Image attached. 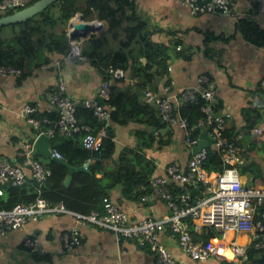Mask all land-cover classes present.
Instances as JSON below:
<instances>
[{
	"label": "crops",
	"instance_id": "0c3cea01",
	"mask_svg": "<svg viewBox=\"0 0 264 264\" xmlns=\"http://www.w3.org/2000/svg\"><path fill=\"white\" fill-rule=\"evenodd\" d=\"M134 1L135 17L144 24L141 35L145 34L155 42L176 41L179 44L177 49L184 50V54L169 62L168 74L163 79L155 77L149 88H157L156 93L161 94L162 86L170 79L174 83V92H177L181 88L194 87L198 76L206 74L213 82L216 99L222 106L219 112L230 115L228 126L235 128V144L238 143L237 146L245 155L244 164L239 166L242 182L250 186H264V48L245 38L242 32L243 20L264 29V15L257 11L256 0H237L235 12L229 16H192L187 8L172 0ZM85 21L93 22L96 33L85 37L81 44L82 52L89 49V40L93 35L106 34L109 26L96 17ZM133 24H130L131 27ZM122 34H126L123 29L119 30L117 39L106 34L107 44L101 53L117 51L120 43L125 41ZM140 47L138 42L129 48L133 50L134 58ZM81 57L63 60L57 71L53 66L54 61L63 57L54 55L47 65L38 68L31 64L25 68L21 77H0V158L14 164L24 160L23 143L37 138L40 131L28 124L21 109L25 105L36 107L37 112L30 115L33 117L39 112H47L51 107L48 94L56 89L60 79L65 82V93L70 99L79 103L88 99L101 101L99 87L103 76L89 64L87 58ZM139 60L144 62L143 58L139 57ZM118 85L125 98L137 91L136 86L129 85L128 81ZM140 101L145 103L143 98ZM251 109H256L261 115L253 129L247 126L244 118L249 110L248 117L252 120L256 112L251 113ZM107 125H112L114 129L115 160L125 149H143L138 133L140 130H148L147 127L131 122L125 125L113 124L109 118ZM171 127L176 130L170 145L160 149L155 145L153 149L143 150L146 157L155 162L156 173L153 176L164 175L169 165L179 166L184 171L188 168L192 152L185 144V131L178 126ZM258 128L262 129L261 133L252 132ZM97 177L101 178L102 175ZM109 195L110 201L119 205L133 220L148 216L159 219L169 213L165 202L161 200L144 201L141 198L137 203L126 201L121 185L113 188ZM75 227H79L80 243L68 251L64 247V235ZM28 235H36L43 252L32 253L24 246L23 239ZM226 239L246 247L252 243V236L246 233H227ZM162 241L173 253L177 264H237L235 261L220 262L216 258L194 262L182 253L176 241L168 234L163 235ZM0 264L157 263L156 255L149 246H142L136 240L118 241L112 231L92 223L76 226L75 217L71 213L57 212L38 221L28 222L22 230L0 236Z\"/></svg>",
	"mask_w": 264,
	"mask_h": 264
},
{
	"label": "built area",
	"instance_id": "2783aa9c",
	"mask_svg": "<svg viewBox=\"0 0 264 264\" xmlns=\"http://www.w3.org/2000/svg\"><path fill=\"white\" fill-rule=\"evenodd\" d=\"M37 0H0V16L9 11H18L26 8ZM188 9L192 16L198 15H233L237 0H172ZM257 11L264 15V0H256ZM73 29L67 26V36L70 50L67 56L54 61L53 66L59 70L63 60L82 56L81 44L85 37H73ZM264 48V47H263ZM109 79L103 80L99 87V98L101 101L108 100L111 95L113 82L128 81L129 85H136V78H130L122 68L109 67L106 69ZM23 71L13 66H0V77H21ZM174 83L170 81L161 88V94L154 93L150 89L143 91V101L156 107L157 117L161 123L168 126H178L185 131V144L190 149L191 156L187 170L179 166L169 165L165 168V174L153 176L150 180V192L142 197V200L164 201L169 211L162 218L156 219L148 216L144 219L133 220L131 216L121 209L119 205L112 202L104 204V214L93 211L84 216L68 211L62 203L49 205L41 196L42 188L51 176V170L35 158V139L25 141L22 145L24 160L20 164L7 162L0 158V196L4 193V187H21L34 181L38 197L34 202L19 204L10 211L0 210V236L4 237L9 232L22 230L28 222L38 221L42 217L53 213H71L75 217L76 226L92 223L98 227L112 231L118 241L122 239L136 240L142 246H149L156 255L157 264H177L173 253L162 241L165 234L171 236L177 243L179 249L191 261L205 262L216 258L220 262L235 261L237 264L249 260V250L253 249L259 253L264 252V186H250L242 182L239 166L245 162V155L235 144L224 137L225 124L230 115L215 112L212 108L217 102L215 86L206 74L198 76L194 87L178 89L174 92ZM66 86L60 79L55 91H50L49 113L56 111L58 120L50 123L47 117L37 119L31 114L37 112L36 107L25 105L21 114L28 124L39 130V134H46L51 142L56 131L70 135L79 131L85 132L81 143L91 152H98L103 140L106 138L105 129L102 128L97 134L92 133L89 126L80 125L76 117V108L79 104L84 109L92 111L98 122L105 123L109 118V109L94 99L79 103L64 96ZM200 100L206 102L201 107L205 118L199 120L189 128L187 119L180 116L178 108L182 104H198ZM49 126L43 130V125ZM199 129L205 133L213 143L210 147L203 148L193 154V148L198 146L200 138H193L192 131ZM158 130L154 131L158 135ZM257 134L262 129H254ZM38 134V135H39ZM200 136V135H199ZM237 140V139H235ZM217 152L224 165L221 173H215V181L211 175L202 169V163L207 158L208 149ZM52 157L63 159L61 154L52 147ZM202 183L207 196L190 204V196L182 194L177 199L173 198L170 185L177 187L184 185L196 186ZM179 202V203H178ZM190 217L195 231L203 227L216 230L221 237L212 239L206 245H200L193 241L185 221ZM246 233L252 236L250 247L238 245L227 241V233ZM81 234L79 227L73 228L64 235V247L70 251L80 243ZM24 246L30 252H43L36 235H28L23 239ZM229 256H228V254Z\"/></svg>",
	"mask_w": 264,
	"mask_h": 264
},
{
	"label": "trees",
	"instance_id": "16d2710c",
	"mask_svg": "<svg viewBox=\"0 0 264 264\" xmlns=\"http://www.w3.org/2000/svg\"><path fill=\"white\" fill-rule=\"evenodd\" d=\"M134 2V0H59L26 22L6 26L13 29L10 40L2 36V28H0V66H13L22 71L29 68L31 64L38 68L47 65L54 55L60 57L68 55L70 46L66 30L69 21L77 13H80L85 20L96 17L107 22L109 26L106 34L114 39L118 38L121 29L127 35V39L120 43L119 49L111 54L101 53L107 44L106 34L93 35L89 40V49L82 52V55L88 59L89 64L99 70L103 80L110 78L105 72L109 67L122 68L128 76L136 78L137 91L131 97L125 98L124 92L118 85L121 82L116 81L111 87L110 98L101 101V104L109 109L111 123L125 125L131 122L147 127L148 130H140L138 133L143 149H125L115 160L116 145L112 125L106 126V122H98L92 111L84 109L79 104L76 108L79 124L89 126L93 134H97L104 128L106 138L98 152H91L81 143L85 132L79 131L67 135L60 130L56 131L54 140L52 139V147L61 154L63 159L73 167H81L86 163L90 165L87 172L72 174L71 182L66 185L65 182L69 176L68 168L48 160L46 166L51 170V176L42 188L41 196L49 205L62 203L68 211L84 216L93 211L104 214V204L114 203L110 201V191L119 185L122 186V194L126 201L140 202L142 197L149 194L150 180L156 173L154 160L147 158L143 150L153 149L155 145L160 149L172 142L175 127L161 123L160 118L157 117L156 107L143 103L140 99L143 97V91L148 89L150 84L152 85L155 77L163 79L168 74L169 62L174 57L184 54V50L177 49L179 44L176 41L174 43L155 42L151 41L147 35H141L144 24L137 21L135 17ZM12 12L14 11L11 10L5 15ZM134 21H137V24L131 27L130 24ZM242 32L245 38L264 47V29L261 30L252 22L243 20ZM138 42L141 47L134 58L133 50L129 48L133 43ZM139 57L145 59V63L143 60L137 61ZM169 82L170 79H167L165 84ZM155 90L151 91L156 93L158 90L157 88ZM64 94L67 96L66 93ZM205 104L204 100H200L198 104L186 103L179 106L178 112L181 117L187 119L189 128L205 118L201 111V107ZM221 107L217 101L212 108L217 113ZM250 112H256L252 120L248 117L249 110L244 118L247 126L253 129L259 123L261 115L256 109H251ZM57 113L55 111L39 112L34 117L37 119L47 117L50 123H53L59 118ZM48 126L49 124L43 125V130ZM155 130L161 131L160 136L158 134L157 137L154 134ZM223 132L224 137L229 141L236 139L237 132L235 128H229L228 122ZM200 134L199 129L192 131L193 138H198ZM35 158L39 160L41 157L35 155ZM202 169L208 174L214 173L211 177H216L215 173H221L224 170L220 155L212 148L208 149ZM99 174L102 175L101 178L97 177ZM35 186V182L30 181L21 187H4V193L0 196V210L10 211L19 204L34 202L38 197ZM170 188L173 198L177 199L182 194H188L189 203L193 205L197 200L208 195L202 183L181 187L172 184ZM185 221L188 223L193 241L197 244L206 245L211 239L220 237V234L210 227H203L200 232L195 231L190 217H187ZM247 264H264V252L259 253L250 249Z\"/></svg>",
	"mask_w": 264,
	"mask_h": 264
},
{
	"label": "water",
	"instance_id": "95a60500",
	"mask_svg": "<svg viewBox=\"0 0 264 264\" xmlns=\"http://www.w3.org/2000/svg\"><path fill=\"white\" fill-rule=\"evenodd\" d=\"M59 0H37L30 6L23 8L18 11H14L12 14L3 15L0 17V28L10 26V25H16L21 24L23 22H26L41 12L45 11L47 8L55 4ZM68 27L73 29L72 36L73 37H86L90 35V33H96V28L93 24V22H87L84 20V17L82 15H76L74 18H72L69 21ZM145 62V59H144ZM200 141L198 146L193 148V154H196L203 148L209 147L213 140L210 139L205 133L201 132ZM51 139L46 134H40L35 139V155H38L40 157H43L45 159H50L52 161H55L57 163H60L68 168L69 171V177L66 179L65 184L68 185L71 175L75 172H87L88 167L90 163H86L85 165L81 167H73L70 166L65 160L58 159L55 157H52L51 155Z\"/></svg>",
	"mask_w": 264,
	"mask_h": 264
},
{
	"label": "rangeland",
	"instance_id": "374dc122",
	"mask_svg": "<svg viewBox=\"0 0 264 264\" xmlns=\"http://www.w3.org/2000/svg\"><path fill=\"white\" fill-rule=\"evenodd\" d=\"M133 23V22H132ZM134 23H135V25H136V23L137 22H135L134 21ZM134 25V24H133ZM12 32H13V29H12V27H5V28H2L1 29V34H2V36L6 39H8V40H10L11 39V36H12ZM125 37V40L127 39V35L125 34H122V38H124ZM138 138H140V137H138ZM54 140V139H53ZM140 140H141V138H140ZM39 161L42 163V164H45V163H47V161L48 160H45V159H43V158H40L39 159ZM211 180H212V178H211ZM213 181V180H212ZM255 187H257V186H255ZM220 237H221V235H220Z\"/></svg>",
	"mask_w": 264,
	"mask_h": 264
},
{
	"label": "bare ground",
	"instance_id": "6f19581e",
	"mask_svg": "<svg viewBox=\"0 0 264 264\" xmlns=\"http://www.w3.org/2000/svg\"><path fill=\"white\" fill-rule=\"evenodd\" d=\"M12 13H13V12H12ZM77 14H78V13H77ZM38 15H39V14H38ZM65 27H66V26H65ZM3 28H4V27H3ZM82 56H83V55H82ZM81 58H82V57H81ZM56 59H57V58H56ZM63 62H64V61H63ZM60 68H61V67H60ZM57 71H58V70H57ZM21 76H22V75H21ZM106 76H107V75H106ZM58 77H59V76H58ZM60 77H61V76H60ZM16 78H17V77H16ZM57 81H58V80H57ZM49 91H50V90H49ZM64 95H65V94H64ZM77 102H78V101H77ZM55 112H56V111H55ZM57 114H58V113H57ZM108 133H109V132H108ZM22 151H23V150H22ZM22 154H23V153H22ZM23 156H24V155H23ZM20 163H21V161H20ZM20 163H18V164H20ZM211 178H212L213 181H215V178H216V177H215V176H212ZM230 236H231V234H230ZM227 254H228V253H227ZM228 256H229V254H228Z\"/></svg>",
	"mask_w": 264,
	"mask_h": 264
},
{
	"label": "clouds",
	"instance_id": "9594fccd",
	"mask_svg": "<svg viewBox=\"0 0 264 264\" xmlns=\"http://www.w3.org/2000/svg\"><path fill=\"white\" fill-rule=\"evenodd\" d=\"M3 16V15H2ZM210 147V146H209Z\"/></svg>",
	"mask_w": 264,
	"mask_h": 264
}]
</instances>
